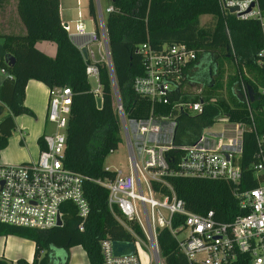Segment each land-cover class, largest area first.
<instances>
[{"label":"trees","instance_id":"16d2710c","mask_svg":"<svg viewBox=\"0 0 264 264\" xmlns=\"http://www.w3.org/2000/svg\"><path fill=\"white\" fill-rule=\"evenodd\" d=\"M107 1L114 7L104 13L109 51L116 85L129 116H140L135 115L134 108L144 97L131 89V81L136 74L143 72L141 56L136 48L149 38L155 44L178 41L201 49L188 67L187 78L191 83L198 82L208 94H215L225 87L224 103L232 105L229 111H224L227 106L222 108L217 103H206L201 112H181L174 137L176 145L194 142L204 128L214 124L221 112L232 120L249 121V109L242 96L239 77L244 81L254 119L260 125L264 106V90H261L264 87V62L258 64L257 60L264 41L256 19H239L222 11L218 0ZM259 3L264 10V0H259ZM87 5L96 23V0H87ZM17 12L26 32L3 33L0 41V67L6 71L0 82V108L6 106L8 109L0 115V149L6 145L15 128L14 115L30 112L23 102L29 79L40 80L48 87L68 84L73 97L64 165L93 178L113 177L115 171L104 169L103 161L118 146L121 124L114 107L113 81L108 65L106 62L99 64L101 93L95 95L85 73V59L62 24L59 0H18ZM204 14H209L210 20L202 24L201 15ZM37 40L55 42V55L50 56L39 49L35 44ZM224 60L231 61L234 66V73L227 82L221 80ZM245 70L249 73L245 74ZM97 97L100 98L99 104ZM38 141L43 145L41 138ZM253 149V133L249 131L244 136L241 162L247 171ZM181 154L178 147L170 148L166 152L169 164L173 166ZM167 179L176 195L191 210L204 212L211 208L221 220H230L241 212L231 185L225 180L190 175H171ZM154 187L167 190L156 182ZM83 188L90 205L83 229L78 227L80 218L70 201L63 203L61 225L39 229L0 222V235L16 234L34 241L32 261L18 258L14 264H69L68 254H61L56 248L68 251L78 244L84 248L89 264H103L100 249L103 237L113 240L134 238L109 209L108 190L104 185L86 179ZM176 220L173 218V224ZM132 226L137 234L143 236L136 223ZM157 241L163 264H191L168 227L158 228ZM0 264H9V261L0 257ZM240 264L247 262L244 260Z\"/></svg>","mask_w":264,"mask_h":264},{"label":"built area","instance_id":"2783aa9c","mask_svg":"<svg viewBox=\"0 0 264 264\" xmlns=\"http://www.w3.org/2000/svg\"><path fill=\"white\" fill-rule=\"evenodd\" d=\"M218 1L224 12L239 19H256L264 41V10L259 0ZM81 3L76 0V16L62 24L85 59L88 80L96 79L91 91L100 95L99 64H107L108 57L104 13L114 7L112 4L96 7V23L89 14L93 23L89 28ZM70 22L74 23L73 27ZM136 50L141 56L143 72L132 78L131 89L149 98L151 107L147 116H129L119 91L118 95L114 93L115 111L128 146L126 169L107 165L104 169L114 170L113 177L93 178L64 165L73 90L68 84L49 86L46 119L53 124V129L41 135L43 145L37 158L21 163L0 161V222L47 229L58 225V218L62 224L63 203L70 201L80 218L78 227L83 229L90 211L83 183L91 179L107 188L109 209L134 236L135 252L122 255L114 254L113 239L103 237L100 240L103 264H149V254L143 262L138 252L144 251V247L154 252L156 260L160 227L169 228L191 264H240L244 260L247 264H264V106L259 126L247 97L249 121L231 122L227 114L220 115L215 120L224 122L220 131L210 130L212 124L204 128L194 142L176 145L179 114L201 112L209 103L204 95L191 90L187 78L188 67L201 49L178 41L155 44L147 38ZM258 55V64H263L264 46ZM240 85L246 94L242 77ZM214 100V96L210 97V101ZM249 131L253 133L254 149L247 171L241 162L244 136ZM173 147L181 149L182 154L172 166L166 152ZM171 175L229 182L241 212L230 220H221L211 208L204 212L187 208L167 179ZM155 182L167 190L156 189ZM175 217L177 222L173 224ZM133 223L141 228L143 236L134 231Z\"/></svg>","mask_w":264,"mask_h":264},{"label":"crops","instance_id":"0c3cea01","mask_svg":"<svg viewBox=\"0 0 264 264\" xmlns=\"http://www.w3.org/2000/svg\"><path fill=\"white\" fill-rule=\"evenodd\" d=\"M17 1L18 0H0V41L1 34L3 33H25L26 27L17 12ZM62 0H59V15L62 21L70 18H62L63 6L61 4ZM101 4V3H100ZM111 4V3H107ZM67 9L70 6H66ZM93 26V23H91ZM21 31V32H16ZM36 46L42 51L50 56H54L56 52V44L53 41L48 40H37ZM4 73L6 71L0 67V82L4 79ZM48 86L42 81L31 78L28 80L25 88L24 104L30 109L31 114H33L37 120L46 121L47 114V94ZM4 108L7 109L6 106ZM4 108L1 109V114L4 112ZM8 110V109H7ZM21 114V113H20ZM15 128L18 130L19 135L11 134L8 137L6 145L0 150V161L2 163H21L29 160H35L39 153V148L41 146L38 141L41 138L39 130L31 128L25 132L27 129L26 120L20 117L19 125L15 121ZM34 241L22 237L16 234L0 235V257H4L9 261V264H14L16 259L24 258L29 262L32 261L34 255ZM81 246L80 244L74 245L73 247ZM72 247L69 249L71 250ZM84 250V249H83ZM84 254L86 252L84 250ZM72 260L74 259L73 257ZM72 264H77L74 260ZM71 264V263H69Z\"/></svg>","mask_w":264,"mask_h":264},{"label":"rangeland","instance_id":"374dc122","mask_svg":"<svg viewBox=\"0 0 264 264\" xmlns=\"http://www.w3.org/2000/svg\"><path fill=\"white\" fill-rule=\"evenodd\" d=\"M81 2L82 3H81L80 7H81V10H82V12L84 14V19L86 20V23H87L88 27L90 28L92 24H91V21L89 19L87 0H81ZM100 3H101V6L104 8V7L107 6L108 1L107 0H100ZM61 4L63 6V10H62V18L63 19H66V18L72 19V18H74L76 16V0H62ZM66 6H70V8L67 9ZM209 20H210V15L209 14L201 15V23L202 24L208 23ZM70 25L73 27L74 23L70 22ZM16 32H21V31H16ZM48 41H50V40H48ZM223 70H224V72H223V75L221 77V80H222V82H227L229 76L234 73L233 63L231 61H229V60H224V62H223ZM247 72L249 73L248 70H247ZM247 72L245 70V74H247ZM4 76H5V73H4ZM89 82H90L91 86H95L96 85V79L94 77H91ZM191 84L192 85H190V87H191V90L194 93H199L201 95H204L209 103H214V104L217 103V104H220L221 107L222 106H224V107L227 106L224 111H229V108L232 105L230 106V104L227 103V105H226V103H224V102H226L224 100V98H225L224 97V95H225V87L220 88L217 91L218 93L216 92L215 94H208L202 89V86L198 82L196 83V82L193 81V83H191ZM239 85H240V83H239ZM240 88H241V85H240ZM235 89L237 91V88H235ZM261 90H264V87H261ZM241 91H242V96H243L246 104L248 105L247 99H246L248 96L244 93V91L242 89H241ZM213 96L216 98V100L210 101V97H213ZM190 98H193V96H190ZM46 99H47V103H48V90H47V94H46ZM148 99L149 98H142L137 103V106L134 108L135 115H140V116H147L148 115L150 107H151L150 106L151 100L150 99L148 100ZM224 107H222V108H224ZM249 107H248V109H249ZM3 112L6 113L8 111H7L6 108H4ZM249 112L250 111L248 110V115H249ZM220 115L221 116L225 115V112H223V113L221 112ZM33 116L34 115L29 113V112H23L21 114L14 115V119L17 122V125H19L20 117L25 118L26 124L28 125L27 129H25V132L30 130L31 128H34V129L39 130L40 135H43L44 133H47L48 131L53 129V124L51 122H49L47 119H45L46 121H44V118L42 119V121H39V120L36 121L37 119L35 117H33ZM228 117H229V120L231 122L236 120V119L232 120L229 115H228ZM223 126H224V122L221 121V120H217L216 122H214V124L212 125V128L210 130L220 131L221 127H223ZM14 133L16 135L20 136V134H19L18 130H16V128H14L12 130L11 134H14ZM128 154L129 153H128V146H127L125 132H123V130H121V139H120V141L118 143V146H117V148L115 150L111 151L110 153H108L106 155V157H105V159L103 161V166L105 167V166L108 165L109 167H112V168L121 167L122 169L125 170L126 166H127L126 162H127ZM73 246H71L72 247L71 250L69 249L68 251L63 250V249H57V248H56V251L61 253V254L67 253L68 254V263L72 264V262H71L72 258H70V257H73L74 258L73 260L77 264H89L87 255L84 254V250H83L84 248L82 246H78V248L77 247H73ZM138 252L141 255V258H142L143 262L146 261V254H149V258H150L149 264H157L156 260H155L154 252L152 250H149V249L147 250V248L144 247V252L140 251V250H138ZM159 259L161 260V264H163L162 263V259L161 258H159Z\"/></svg>","mask_w":264,"mask_h":264},{"label":"water","instance_id":"95a60500","mask_svg":"<svg viewBox=\"0 0 264 264\" xmlns=\"http://www.w3.org/2000/svg\"><path fill=\"white\" fill-rule=\"evenodd\" d=\"M96 5L98 8L100 7V0H96ZM230 9L234 10L235 7H231ZM104 38H105L106 48H107V53H108L107 64L109 66L111 76H112L113 89H114L115 95H118V88H117L116 81H115L114 70H113V65H112V61H111L106 30H105ZM82 52L84 55H86V50L84 48L82 49ZM9 59L12 60V57H9ZM249 93L251 94V91H249ZM97 103L98 104L100 103L99 97H97ZM0 113H1V109H0ZM57 223H58V225L61 224L60 218H58ZM112 249H113L114 254H116V255L133 254L135 252V246H134V242L132 240H113L112 241ZM156 262H157V264H160L159 253H157V255H156Z\"/></svg>","mask_w":264,"mask_h":264},{"label":"bare ground","instance_id":"6f19581e","mask_svg":"<svg viewBox=\"0 0 264 264\" xmlns=\"http://www.w3.org/2000/svg\"><path fill=\"white\" fill-rule=\"evenodd\" d=\"M144 252V251H143ZM143 256V255H142Z\"/></svg>","mask_w":264,"mask_h":264}]
</instances>
